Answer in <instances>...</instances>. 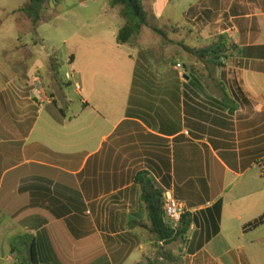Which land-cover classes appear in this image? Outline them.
I'll return each instance as SVG.
<instances>
[{"label":"crops","instance_id":"0c3cea01","mask_svg":"<svg viewBox=\"0 0 264 264\" xmlns=\"http://www.w3.org/2000/svg\"><path fill=\"white\" fill-rule=\"evenodd\" d=\"M196 4L236 47L214 75H147L133 47L119 91L76 102L59 65L41 78L37 43L15 76L3 57L0 264H138L157 244L140 173L184 204L183 264H264V224L247 228L264 214V0Z\"/></svg>","mask_w":264,"mask_h":264},{"label":"rangeland","instance_id":"374dc122","mask_svg":"<svg viewBox=\"0 0 264 264\" xmlns=\"http://www.w3.org/2000/svg\"><path fill=\"white\" fill-rule=\"evenodd\" d=\"M196 1L142 0L148 20L165 33L166 39L143 27L130 46H117L115 31L123 21L117 17L116 9L107 7V0H59V3L47 0L36 25L18 12L28 5V0H0V49H4L0 51V61L10 56L7 62L11 63L15 76L20 73V47L37 43L41 78H46L49 66L59 65L60 81L70 83L61 86L62 91L76 102L84 98L92 84L96 93L119 91V79L129 75L131 62L127 57L133 47L147 75L177 76L180 71L173 69L176 64L187 75H214V67L207 60L183 49L199 50L217 38L213 34L220 24L210 20L220 12L202 13L197 10ZM70 57L74 63L69 62ZM74 109L71 105L72 112ZM156 245L138 264H147L148 260L155 264H183L178 254V248L183 247L181 242L165 246L164 250ZM261 247L264 250V244ZM165 250L170 251L174 261L163 257Z\"/></svg>","mask_w":264,"mask_h":264},{"label":"trees","instance_id":"16d2710c","mask_svg":"<svg viewBox=\"0 0 264 264\" xmlns=\"http://www.w3.org/2000/svg\"><path fill=\"white\" fill-rule=\"evenodd\" d=\"M47 0H28V5L20 9L18 12L23 14L33 25H36L40 20L42 6ZM108 6L116 9L119 18L123 21L116 33L115 43L117 46L128 45L131 40L135 38L143 27H148L157 36L166 39L165 33L150 23L147 12L143 6L142 0H107ZM59 3V0H54ZM183 49L201 60L211 62L213 67L221 68L223 66L222 60L229 58V56L236 49L235 46L230 45L224 36H218L215 41L207 47L199 50H191L187 47ZM147 176L145 173H140L135 178V183L140 186L141 199L145 206L147 217L149 220V230L155 236L157 245L161 243V248L170 246L179 241L183 245L186 242V234L191 224V219L187 215H183L179 225L176 228L171 227L164 221L163 213V190L152 180L147 179L143 182V177ZM213 209L219 214L220 203L216 204ZM264 224V214L249 224L247 228H256ZM216 233V231H215ZM164 250V249H163ZM163 257L169 262L174 261L170 251L165 250ZM163 258V259H164ZM32 263H35L32 258ZM147 264H155V261L148 260Z\"/></svg>","mask_w":264,"mask_h":264},{"label":"built area","instance_id":"2783aa9c","mask_svg":"<svg viewBox=\"0 0 264 264\" xmlns=\"http://www.w3.org/2000/svg\"><path fill=\"white\" fill-rule=\"evenodd\" d=\"M175 69L181 71L182 67L180 64H176ZM33 95L37 102L43 103L46 100L45 96L39 90H35ZM260 168L261 174L264 176V165ZM162 209L164 213V221L171 227L176 228L179 225L182 216L185 214L184 204L178 201L170 190H164Z\"/></svg>","mask_w":264,"mask_h":264}]
</instances>
